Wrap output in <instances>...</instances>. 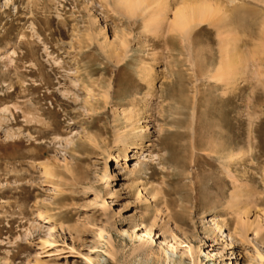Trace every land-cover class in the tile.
Wrapping results in <instances>:
<instances>
[{"label": "rangeland", "instance_id": "374dc122", "mask_svg": "<svg viewBox=\"0 0 264 264\" xmlns=\"http://www.w3.org/2000/svg\"><path fill=\"white\" fill-rule=\"evenodd\" d=\"M156 1L0 0V264H264V0Z\"/></svg>", "mask_w": 264, "mask_h": 264}, {"label": "bare ground", "instance_id": "6f19581e", "mask_svg": "<svg viewBox=\"0 0 264 264\" xmlns=\"http://www.w3.org/2000/svg\"><path fill=\"white\" fill-rule=\"evenodd\" d=\"M115 1H117L119 3V5L123 8V10L128 15L132 16V15H135L136 12L139 11V9L142 6H143V8H144V6L149 7L156 0H115ZM189 1L190 2H188V0L182 1L184 5L181 6V8L177 9V11L175 12L174 17H173V21L171 23L172 25L168 29L170 33L171 32H180V31L186 32V31H188V29H190L189 27H191V26L194 27V26L200 25L202 23L209 22L211 19L213 20L218 15L220 10L222 11V9H220V5L212 2V0H189ZM156 3H157V1H156ZM236 8H238V7L236 6L232 9L233 11L231 12V14L229 16V22L227 21V22L223 23L224 20H222L221 18L218 20V22H216L215 19H214L215 22L214 21L213 22L214 23H220V24L223 23L224 26L226 24H234V25L236 24L235 26H237L239 23L244 21L243 20L244 17L243 18L241 17V15H242V14H240L241 10H239V12H238V11H236ZM157 9H158V7H157ZM159 9H161V8H159ZM162 10H164V9L162 8ZM163 14H165V12L164 13L158 12L157 15L154 17V19L152 18L153 20L151 21L150 25L158 28V27H161L162 24H165L167 21L165 23H163L165 21L164 18L162 17ZM243 15H245V14L243 13ZM164 17H165V15H164ZM241 26H242V24H241ZM230 51L227 49L224 51L225 55H224V58H223L222 63H221L222 66L220 68L221 69L220 72L223 75H228V76L236 74V72H237L236 67H239L238 63H239V59H240L239 56H237L235 54V52L232 53ZM219 76H221V75H219ZM132 165H134V164H132ZM136 236L139 237L140 240H144L146 237V236L137 235V234H136ZM162 249L165 251L168 260H169L170 256H174L176 254L175 247H173V245H170L166 241L163 243Z\"/></svg>", "mask_w": 264, "mask_h": 264}]
</instances>
